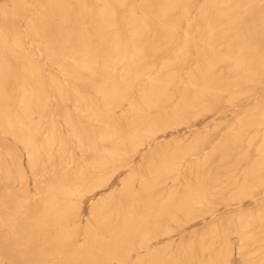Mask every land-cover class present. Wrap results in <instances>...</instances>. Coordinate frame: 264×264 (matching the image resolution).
I'll use <instances>...</instances> for the list:
<instances>
[{
    "label": "bare ground",
    "instance_id": "obj_1",
    "mask_svg": "<svg viewBox=\"0 0 264 264\" xmlns=\"http://www.w3.org/2000/svg\"><path fill=\"white\" fill-rule=\"evenodd\" d=\"M185 1L191 0H46L38 5L39 14L27 25L25 33L12 24L0 25V134L13 140L7 152L15 154V144L23 147L33 178L38 176L34 172L40 170L36 183L41 188V208L36 226L41 227L44 222L55 226L62 218L68 222V215L79 219L80 199L98 188L104 189L119 169H125L126 174L119 180L118 192L114 189L96 199L89 197L91 222L84 229L87 245L96 242L105 248H140L147 245L148 233L137 230L148 229V219L159 218L168 204L173 205L172 212H180L183 207L187 213L186 205L200 206L206 201L208 186L200 180L184 184L183 194L177 198L171 189L161 188L162 178L169 173L176 178L180 163L188 167L204 163L206 154L200 152L204 145H193L178 158H148L143 174L135 172L132 157L142 146L150 150L161 144L153 142L152 137L159 129L155 124L158 116H168L174 123L183 117L185 109L207 105L206 98H216L218 92L227 93V103L247 102L251 90L245 93L226 86L213 87L217 75L212 70L223 61L229 62L242 80L228 83H248V79L257 76L255 69L264 67V58L241 55L243 50H249L245 39L249 34L232 32V23L241 17L238 0H204L198 11L200 29L198 26L192 39L187 31L180 32L189 4ZM44 11L47 14L42 15ZM224 37H229L226 50L215 49V38ZM29 42L35 43L37 51ZM191 48L199 63L195 62L192 71L181 79L182 71L189 69ZM41 56L48 67L41 63ZM47 68L58 72L44 75ZM178 85L182 86V98L173 104L174 113L165 115L161 113L164 109L159 112L172 103L171 92ZM47 88L55 92L61 121L41 118L49 110ZM68 102L71 109H66ZM262 102L263 108L256 115L258 126L264 125V98ZM233 132L235 141H246L241 158L254 148L261 158L256 167L263 166L264 127L256 130L261 132L258 145L254 143L256 136L237 135L239 128ZM74 149L81 154L79 160L74 159ZM215 149L228 151V146L220 143ZM14 170V176L0 175V182H8L9 178L18 183L25 180L19 161ZM228 186L217 181L213 188L223 192ZM232 189L226 202L238 199L244 190L242 186ZM263 201L264 195L253 204ZM240 209L237 206L236 210ZM207 212L210 223L215 211ZM263 216L257 213L256 219ZM94 224L101 229L97 239ZM6 226L13 228L10 222ZM252 226L251 216L239 214L234 223L238 237L229 252L207 256L194 264H233L235 256H243L241 251L250 240L244 232ZM109 250L97 258L121 256L113 253L115 249ZM263 263L264 259H260L249 264Z\"/></svg>",
    "mask_w": 264,
    "mask_h": 264
},
{
    "label": "rangeland",
    "instance_id": "obj_2",
    "mask_svg": "<svg viewBox=\"0 0 264 264\" xmlns=\"http://www.w3.org/2000/svg\"><path fill=\"white\" fill-rule=\"evenodd\" d=\"M238 1L241 17L236 23H232V32L249 34L245 36V39L249 41L246 45L249 50H243L241 55L246 58L263 59L264 0ZM40 3L45 4L46 0H0V25L12 24L19 32L25 33L27 25L32 23L33 17L39 14L37 10ZM185 3L189 4L186 7L185 19L181 24L180 32L187 31L192 39L197 33L198 26L200 29L198 11L205 1L191 0ZM27 9L30 11L27 12ZM45 14H47L46 11L42 13V15ZM223 30L226 31L225 28ZM228 38L224 37L222 40L215 38V49L225 51ZM28 44L34 51H37L35 43L29 42ZM219 45L223 47L219 48ZM194 52L191 48V57L188 60L189 69L182 71L181 79L184 78V74L192 71L195 62L199 63ZM41 60V63L48 67L44 56H41ZM229 64L223 61L212 70V74L217 75L212 86L215 88L226 86L243 90L245 93L251 90L247 94L249 96L247 102L236 100L233 103H227L225 102L227 93L218 92L220 95L216 98H206L207 105L204 103L203 106L185 109L183 117L181 116L174 123L168 116H158L155 124L159 129L152 137L155 139L153 142L161 144L157 147L152 146L150 150L142 146L132 157L133 162L136 163L135 172L140 174L145 172L144 167L149 163L146 161L148 158L163 156L178 158L181 152L193 145H204L205 149L200 152L205 153L207 159L204 163L192 167H188L184 162L180 163L174 179L173 173H169L166 177L162 176L164 178H162L161 188L166 191L171 189L176 198L183 194L184 184L192 185L200 180L208 186L206 201L200 206L186 205L184 209H191V211L187 210V213L182 210L183 207L180 212H172L173 205L168 204L165 207L166 211L160 214L159 218L148 219L151 224L148 229L137 230L140 233H148L147 245L140 248L136 245L105 248L96 242L87 245L84 234V229L91 222L89 197L94 196L96 199L101 193H108L114 189L118 192L120 190L119 180L125 176V169L114 171L104 189L98 188L92 195L86 194L80 199L79 219L68 215L66 217L68 222L62 218L55 226L44 222L43 226L38 227L36 221L41 208V188L36 180H39L40 170L34 172L38 176L33 178L23 147L15 144V154L7 152V148L13 145V140L8 135L0 134V175L14 176V169L19 161L20 169L25 176V180L20 183L9 181L12 178H9L8 182L7 180L0 182V264H179L180 262L184 264L187 260V263L194 264L207 256L229 252V248L231 249L236 243L235 237H238L239 231L234 230V223L239 214L251 216L253 228L244 232L250 240L241 251L243 256H235L233 264H249L252 260L256 263L264 259V216L261 217L262 219H256L257 213L264 215V201L257 205L253 204L255 199L258 200L264 195V165L260 168L256 167V163L261 158L254 152V148L250 149L244 158H241L244 155L242 147L246 141L244 139L235 141V132H233L234 129L239 128L237 135L246 138L256 136L255 145L261 141V132H256V130L262 129L264 125L256 124L258 119L256 115L263 108L264 84L261 81L264 79L262 74L264 67L255 69L257 76L248 79L251 82L233 85L228 82L240 81L242 78L239 74H235V70L231 69ZM56 72H58L56 69L47 68L43 74L53 75ZM223 81L226 83H220ZM176 88L171 92L173 94L172 103L160 107L161 109L158 108L159 112L164 109L161 113L164 112L165 115L174 113L172 112L173 104L180 103L182 98V93L179 91L182 86L178 85ZM47 92L50 94L46 104L49 110L41 118L52 117L61 121V110L58 108L55 92L49 88ZM67 105L66 109L72 108L71 102ZM72 117L75 118V116ZM250 120L253 121L249 123ZM220 143L228 146V151L216 150L215 146ZM73 153L74 159L79 160L80 152L74 149ZM217 181L228 184V189L223 192L214 190L213 186ZM134 183V188L137 190V183ZM236 186H242L244 189L241 197L226 202L232 188ZM159 192L163 193V191ZM237 206L241 209L236 210ZM227 207L231 208L230 211L226 210ZM207 210L215 211L213 213L215 218L210 223V214ZM9 222L12 223V229L6 226ZM93 233L94 238L97 239L101 233L100 227L94 224ZM211 238L216 239L212 241ZM169 241L172 242L168 244ZM225 244H230V246H225ZM111 248L115 249L113 253L116 256H121L97 258L98 255L110 253Z\"/></svg>",
    "mask_w": 264,
    "mask_h": 264
}]
</instances>
